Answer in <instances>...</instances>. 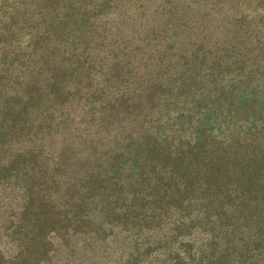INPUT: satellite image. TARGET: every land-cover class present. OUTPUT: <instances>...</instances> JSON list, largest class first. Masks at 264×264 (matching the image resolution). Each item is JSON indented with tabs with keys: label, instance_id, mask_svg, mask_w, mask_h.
I'll use <instances>...</instances> for the list:
<instances>
[{
	"label": "trees",
	"instance_id": "16d2710c",
	"mask_svg": "<svg viewBox=\"0 0 264 264\" xmlns=\"http://www.w3.org/2000/svg\"><path fill=\"white\" fill-rule=\"evenodd\" d=\"M103 2L0 0V53L6 55L8 46L26 38L25 49L31 59L26 68L28 84L36 89L34 93L38 91L32 98L34 104L7 100L12 104L11 108L7 104L2 119L8 126L4 129L7 135L17 134L18 124L27 123L37 112L33 105L51 103L52 112L71 109L75 99L78 105L80 97L87 95L89 80L93 85L91 72L98 64L101 71L103 65V59L96 61L97 55L90 59V51L97 48L90 44L97 31L95 24L101 21ZM233 2L222 0L219 10L233 17L229 6ZM233 23L243 24L237 36L243 38L241 47L235 43L210 47L204 36L195 42L194 35L182 28L170 37L168 29L154 28L145 36V45L136 49L139 55L148 52L157 56L154 68H165L146 87L139 85L130 98L126 95L132 93L114 99L127 105L106 106L117 123L115 155L84 181L105 204V225L115 223L123 231L146 229L153 217L147 213L159 216L194 205L218 227H227L232 233L246 227L247 218L261 219L253 231L264 240V24H256L250 13L241 14ZM236 33H232V40ZM247 34L253 44L246 41ZM164 56H168L167 61ZM172 58V63L164 65ZM128 62L131 65V59ZM140 65L137 62L134 67ZM171 69H176L175 73L165 76ZM3 70H7L5 60L0 62V76ZM101 72L105 77L90 92L92 99L100 100L110 90L111 77L107 71ZM83 90L86 92L81 95ZM169 109L181 111L178 120H171ZM127 128L130 132L124 137L121 134ZM221 128L228 135L217 139L215 131ZM74 200L78 207V197ZM79 217L87 219L86 214H74L72 221L82 220ZM240 251L236 249L232 257L226 252L150 257L147 249L130 255V262L264 264L257 254L237 255Z\"/></svg>",
	"mask_w": 264,
	"mask_h": 264
},
{
	"label": "rangeland",
	"instance_id": "374dc122",
	"mask_svg": "<svg viewBox=\"0 0 264 264\" xmlns=\"http://www.w3.org/2000/svg\"><path fill=\"white\" fill-rule=\"evenodd\" d=\"M221 1L189 0V4L184 0H104L101 21L95 24L97 31L90 44L97 48L90 51V59L94 55L97 62L103 59L101 71L111 77V87L107 86L110 90L100 100L90 97L105 77L98 64L91 72L93 85L89 80L87 95L80 97L78 105L75 99L71 109L52 112L51 103L35 104L33 110L37 112L27 123H19L20 130L14 135L4 131L8 127L2 120L10 105L7 100L34 104L32 98L38 91L34 93L36 89L28 84L26 68L31 59L25 49L27 39L8 46L6 55L0 53V62L5 60L7 66L0 76V264H131L130 255L147 249L150 257L174 252L197 257L207 252H226L232 257L236 249H241L237 255L250 252L264 259V240L253 231L261 219L247 218L246 227L232 233L191 205L159 216L147 213L154 219L149 218L148 228L123 231L115 223L105 225V204L98 192L89 191L88 182L84 183L115 155L116 121H112L113 111L106 106L127 105L116 101V97L132 93L126 95L130 98L139 85L146 87L165 68L159 71L153 67L157 59L154 54L139 55L136 51L145 45L144 38L152 29H168L170 37L182 28L194 35L195 42L204 36L210 47L232 43L241 47L243 38L237 36L243 24L235 26V19L250 13L256 17V24H264V0H234L232 5L227 4L233 17L219 10ZM235 31L238 33L232 40ZM245 39L253 44L250 34ZM137 62L141 64L138 69L134 67ZM175 71L171 69L165 76ZM41 80L43 86L44 77ZM169 111L171 120H178L181 111ZM50 114L52 117H48ZM129 132L127 128L121 135L126 137ZM215 132L217 139L228 135L224 128ZM75 196L80 201L78 207ZM74 214H86L87 219L79 217L82 220L73 222Z\"/></svg>",
	"mask_w": 264,
	"mask_h": 264
}]
</instances>
